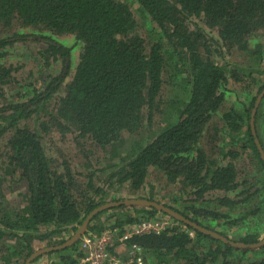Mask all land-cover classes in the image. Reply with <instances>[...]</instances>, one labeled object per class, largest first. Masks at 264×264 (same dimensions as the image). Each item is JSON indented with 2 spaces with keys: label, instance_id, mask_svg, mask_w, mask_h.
Here are the masks:
<instances>
[{
  "label": "trees",
  "instance_id": "trees-1",
  "mask_svg": "<svg viewBox=\"0 0 264 264\" xmlns=\"http://www.w3.org/2000/svg\"><path fill=\"white\" fill-rule=\"evenodd\" d=\"M33 70L40 86L26 80ZM254 109L264 149V0H0L1 264H26L35 241L65 243L94 210L124 199V188L140 192L154 172L189 194L166 205L207 228L217 223L234 241L263 239ZM219 133L216 163L201 143ZM246 152L260 185L240 178L235 160ZM215 191L223 195L208 198ZM165 216L116 205L94 213L84 232L122 234ZM75 244L31 264L47 255L78 264ZM133 244L142 264H264V245L235 247L175 219L159 234L133 235ZM122 254L124 264L135 255Z\"/></svg>",
  "mask_w": 264,
  "mask_h": 264
},
{
  "label": "rangeland",
  "instance_id": "rangeland-1",
  "mask_svg": "<svg viewBox=\"0 0 264 264\" xmlns=\"http://www.w3.org/2000/svg\"><path fill=\"white\" fill-rule=\"evenodd\" d=\"M140 22L142 23V20H140ZM148 25H149L148 23H146V25H145L146 32H148V30H149ZM141 31L142 30H140V33H142ZM18 50L21 51L22 48H18ZM14 56L15 57H13V58H15V60L17 58H19L18 53ZM20 58H21V60L23 59L22 57H20ZM30 68L31 67H28L26 64V67L23 69L22 74L28 73V69L30 70ZM52 68H53V66L49 65L48 68H46V71L49 72L50 70H52ZM172 71H173V69H171L170 73H168L166 75V77L171 76ZM32 72H33L32 76L31 77L27 76L26 80L31 79L32 82L37 81V85L40 86V83H39L40 72L39 71L36 72L35 70H33ZM29 74H30V72H29ZM162 95L165 99L171 98L169 87L167 89H165V87L163 88ZM231 100H234V98H231ZM161 105H162V103H161ZM174 116H176V114H174L173 117ZM215 124L221 125V128L223 127V123H221L219 121V118L215 119ZM216 135L218 136V139L214 140L215 143L210 140L207 143L202 142L201 146L205 149L206 152H208V154H210L213 157V159H211V160H214L217 163V160H221V155H222L221 151L225 147L224 138L226 137V134H224V133L220 134L219 133ZM209 136H215V132L212 131V126L210 127V129H209V127H208V129H206L204 139L207 140L209 138ZM138 138L144 139V136L141 135ZM146 140L147 139H144V142ZM56 147H60V146H56ZM126 147H128V146H126ZM119 152H122V151L119 150ZM250 156L251 155L249 152L241 153L240 156L235 160V164H236L238 170H240V178L242 180L245 178L246 181H248L249 183H252V182L256 183L257 182L260 185L261 181L259 180V178L257 177V174H256L257 163H254L253 158ZM226 162H227V159H223L222 164H225ZM218 163H219V161H218ZM76 171L77 172H83L84 169L78 166V167H76ZM100 183L102 184V181H100ZM144 187L145 188L143 190H141L140 192L135 193V194L131 193L128 190V188L127 189L124 188V189H122L121 193L119 194V198H121V197H123V198H135V197H147L148 198V197H152L153 199L159 200L163 203H166V204L168 203L170 205L179 206L180 204L176 203L174 201V199L175 198L185 199V198H188V195H189L187 192L182 191V189H181L182 184L180 182L169 183L167 181L165 175L161 172H154L153 174H151L148 178L147 184ZM217 195H223V193H219V192L215 191V192L210 193L208 195V198L214 199ZM259 214L264 220V214H262V212ZM102 217L107 219L106 215H103ZM214 225L217 226V230H220V231L223 230L222 227L218 226L217 223H214ZM235 230H236V228H233L232 232ZM252 230H254V229H252ZM232 232L228 231L229 234L230 233L232 234ZM230 236L234 237L233 234ZM260 238H264V232H262ZM45 244L46 243H41V242H37V241L34 242L36 249L41 248ZM50 260L58 261L59 257H58V255H54V256H48L47 255V256L42 257L38 261L33 262L32 264H50L49 263ZM0 264H1V261H0Z\"/></svg>",
  "mask_w": 264,
  "mask_h": 264
},
{
  "label": "water",
  "instance_id": "water-1",
  "mask_svg": "<svg viewBox=\"0 0 264 264\" xmlns=\"http://www.w3.org/2000/svg\"><path fill=\"white\" fill-rule=\"evenodd\" d=\"M263 93L259 95L258 100L256 102V107L257 104L259 103ZM255 111L256 109L253 110L252 112V132L255 135L256 142L258 144L259 151L261 153V156L264 160V149L262 145L260 144L258 137L256 136L255 128H254V116H255ZM136 205V206H142L144 208H155L156 210L166 213L170 215L172 218L175 220L181 221L187 226L191 227L193 230H198L203 234L210 235L214 239H219L225 243H231L235 247H240V248H260L262 245H264V238L259 240L258 242L255 243H244V242H237L231 239L230 237H227L226 235L221 234L219 231L214 230L212 228H207L201 224H199L197 221L192 220L191 218L185 216L182 212L175 210L174 208L166 205L165 203L155 200V199H149V198H144V197H137V198H126L122 199L119 201H113V202H108L100 207H98L96 210H94L85 220L84 222L78 227V230L72 234V237L67 240L65 243L59 245V246H50V247H43L41 249L36 250L32 255L26 260V264H31L32 260L36 258L40 254H44L46 252L50 251H55V250H60L68 246L74 245L84 234V231L86 230L90 219L92 218L93 214L96 213L99 210H102L104 208H109L112 206L116 205Z\"/></svg>",
  "mask_w": 264,
  "mask_h": 264
},
{
  "label": "built area",
  "instance_id": "built-area-1",
  "mask_svg": "<svg viewBox=\"0 0 264 264\" xmlns=\"http://www.w3.org/2000/svg\"><path fill=\"white\" fill-rule=\"evenodd\" d=\"M171 221L164 219L161 222H143L131 226L122 235L118 234L117 229H109L99 235H88L80 243V250L83 255L78 264H123L121 259L109 252L110 246H115L118 242L130 239L135 234L160 233L163 228L169 225ZM134 253L130 257V262L142 264V257L137 255V246L134 244L130 248Z\"/></svg>",
  "mask_w": 264,
  "mask_h": 264
},
{
  "label": "clouds",
  "instance_id": "clouds-1",
  "mask_svg": "<svg viewBox=\"0 0 264 264\" xmlns=\"http://www.w3.org/2000/svg\"><path fill=\"white\" fill-rule=\"evenodd\" d=\"M135 198H137V197H135ZM125 199V198H124ZM122 200V199H121ZM166 204V203H165ZM165 218L166 219H169V220H173L174 218H172V217H168V216H165ZM171 220V221H172ZM142 223V222H141ZM137 224V223H136ZM79 227V226H78ZM77 227V228H78ZM189 231V230H188ZM124 233V232H123ZM122 233V234H123ZM152 233H154V234H159V233H155V232H152ZM189 233L193 236L194 235V231H189ZM73 234V233H72ZM99 235V234H101V233H99V234H94V233H89V232H84V234L82 235V237L76 242V244L75 245H77V247H78V252H80L81 253V256L83 255V252L80 250V243H81V241L83 240V238L85 237V236H88V235ZM119 234V233H118ZM122 234H120V235H122ZM145 234V233H144ZM136 235V234H135ZM140 235H142V234H140ZM72 237V235H69L68 237H67V239H66V241L67 240H69L70 238ZM133 238V236L132 237H130V239H125V240H123V242H118L117 244H115V246H116V248H117V250H118V255H116L117 257H119L120 259H121V261H122V263L124 264V262H123V254H122V252H130V248L131 247H133V245H130V246H127V243L131 240ZM41 243H45V242H41ZM121 244H124L125 245V249H120V246H121ZM136 245V244H135ZM43 247H49V246H47V244H45V245H43L41 248H43ZM41 248H37V250L38 249H41ZM137 252H138V247H137ZM114 255V254H113ZM52 256H54V255H52ZM80 256V257H81ZM80 257L78 258V263H79V260H80ZM54 261H56V260H50L49 261V263L51 264L52 262H54ZM131 262H130V259H129V261L127 262V264H130Z\"/></svg>",
  "mask_w": 264,
  "mask_h": 264
},
{
  "label": "crops",
  "instance_id": "crops-1",
  "mask_svg": "<svg viewBox=\"0 0 264 264\" xmlns=\"http://www.w3.org/2000/svg\"><path fill=\"white\" fill-rule=\"evenodd\" d=\"M120 249H125V245L121 244Z\"/></svg>",
  "mask_w": 264,
  "mask_h": 264
},
{
  "label": "flooded vegetation",
  "instance_id": "flooded-vegetation-1",
  "mask_svg": "<svg viewBox=\"0 0 264 264\" xmlns=\"http://www.w3.org/2000/svg\"><path fill=\"white\" fill-rule=\"evenodd\" d=\"M144 198H147V197H144ZM126 199V198H125ZM139 208H142V206H139Z\"/></svg>",
  "mask_w": 264,
  "mask_h": 264
}]
</instances>
